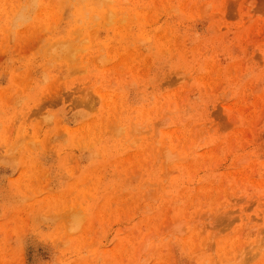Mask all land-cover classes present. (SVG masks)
Returning a JSON list of instances; mask_svg holds the SVG:
<instances>
[{
  "label": "rangeland",
  "instance_id": "obj_1",
  "mask_svg": "<svg viewBox=\"0 0 264 264\" xmlns=\"http://www.w3.org/2000/svg\"><path fill=\"white\" fill-rule=\"evenodd\" d=\"M0 264H264V0H0Z\"/></svg>",
  "mask_w": 264,
  "mask_h": 264
}]
</instances>
